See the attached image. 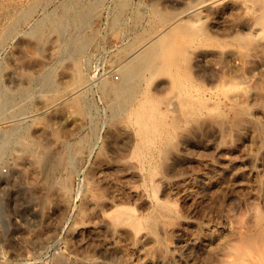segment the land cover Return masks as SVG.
<instances>
[{
	"label": "rangeland",
	"instance_id": "374dc122",
	"mask_svg": "<svg viewBox=\"0 0 264 264\" xmlns=\"http://www.w3.org/2000/svg\"><path fill=\"white\" fill-rule=\"evenodd\" d=\"M263 42L264 0H0V264H264Z\"/></svg>",
	"mask_w": 264,
	"mask_h": 264
},
{
	"label": "bare ground",
	"instance_id": "6f19581e",
	"mask_svg": "<svg viewBox=\"0 0 264 264\" xmlns=\"http://www.w3.org/2000/svg\"><path fill=\"white\" fill-rule=\"evenodd\" d=\"M126 6H127V4H126ZM260 44H262V43H260ZM260 46H264V42ZM232 55H233V57L236 56L235 53H232ZM121 64H123V63H121ZM118 66L119 67L117 68V70L121 69L123 67L120 64ZM261 66L263 67V70H262V79H263L264 78V62L261 63ZM113 69L114 68L109 70L110 73L112 72ZM127 74L125 73L126 82L128 81ZM126 82L124 83V85L126 84ZM122 86L123 85H117L116 90H120V88ZM7 102H5V103H7ZM61 102L62 101H60L59 103H61ZM3 104H4V101H0V106H3ZM56 104L58 105V102ZM52 106H55V105H52ZM47 108H50V107H47ZM47 108H45V109H47ZM256 185L258 187H261L264 190V177L257 180ZM193 193L196 197H200V194L198 191H194ZM34 210H36V209H34ZM100 214H101V222L100 223L102 225H105L110 230V234H114L115 230H116V228L114 227L115 224L107 221L104 212H101ZM95 229H96V226L94 227V230ZM82 231H83V228H76L75 231L73 232V235H74V237H76L77 244L83 248L85 245H87L89 243V238L82 237L81 236ZM166 231L168 233H170L171 246L174 249V252L175 253L179 252L182 254L187 253V254H185L187 256V258L191 257L190 253L195 248H200V249H204V250L212 249V243H213V240L215 238V230H214V228L210 222L199 223V222H195L194 220H190V219H183L178 224L170 225L169 227L167 226ZM96 235H98L97 229L92 232V237L96 236ZM105 236H108V238H110L109 235H105ZM108 238L104 239L102 242L99 240L100 243H99L97 249L99 252H102L106 255H112L113 246H112V243L110 240L111 238L110 239H108ZM139 238L145 240L144 264H168V259H169L168 255L166 254L162 245L159 244L158 239L155 235L150 234V233H143L140 235ZM236 251L238 254L235 253V255L237 254V257H238V255L240 256L241 255L240 249H237Z\"/></svg>",
	"mask_w": 264,
	"mask_h": 264
}]
</instances>
